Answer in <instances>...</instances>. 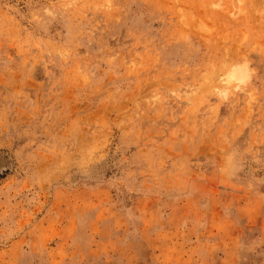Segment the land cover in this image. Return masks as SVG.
Listing matches in <instances>:
<instances>
[{"label":"rangeland","instance_id":"rangeland-1","mask_svg":"<svg viewBox=\"0 0 264 264\" xmlns=\"http://www.w3.org/2000/svg\"><path fill=\"white\" fill-rule=\"evenodd\" d=\"M0 264H264V0H0Z\"/></svg>","mask_w":264,"mask_h":264}]
</instances>
